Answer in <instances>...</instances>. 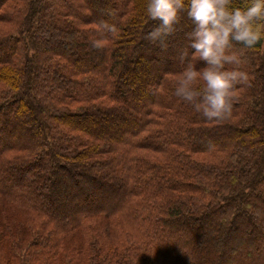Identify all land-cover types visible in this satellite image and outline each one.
<instances>
[{"label":"trees","instance_id":"16d2710c","mask_svg":"<svg viewBox=\"0 0 264 264\" xmlns=\"http://www.w3.org/2000/svg\"><path fill=\"white\" fill-rule=\"evenodd\" d=\"M68 1H0V20L17 14L30 52L14 66L22 36H0V50L18 48L0 54V80L7 84L0 114L13 117L0 123V197L19 211L49 216L63 230L84 218L108 219L134 243L103 245L113 264H264V40L243 49L250 81L237 85L230 116L207 121L175 95L183 64L170 65L171 59L187 49L193 27L185 14L161 47L145 39L158 21L147 17L144 0ZM45 7L59 27H43ZM96 39L103 47L93 46ZM49 73V80L39 79ZM96 117L108 130L92 131ZM12 148L25 154L9 157ZM64 179L67 192L58 197ZM15 225L0 215L1 234L11 236ZM58 234L56 228L35 234L21 253L23 264H61ZM41 238L57 247L40 253ZM19 245L4 240L0 250L9 248L15 259Z\"/></svg>","mask_w":264,"mask_h":264},{"label":"clouds","instance_id":"9594fccd","mask_svg":"<svg viewBox=\"0 0 264 264\" xmlns=\"http://www.w3.org/2000/svg\"><path fill=\"white\" fill-rule=\"evenodd\" d=\"M144 6L147 17L158 21L145 39L161 47L176 32L182 13L193 25L180 53L175 95L207 121L230 116L237 85L250 81L242 68L243 49L264 40V0H144ZM107 27L116 34L115 25ZM92 44L103 47L100 39Z\"/></svg>","mask_w":264,"mask_h":264},{"label":"rangeland","instance_id":"374dc122","mask_svg":"<svg viewBox=\"0 0 264 264\" xmlns=\"http://www.w3.org/2000/svg\"><path fill=\"white\" fill-rule=\"evenodd\" d=\"M115 1L117 2V0H115ZM50 2L54 6L55 5L56 6L70 5L68 0H50ZM91 4H92V7L94 10L100 11L101 14H104L105 9L101 8L102 5L98 4L97 2H93V3L91 2ZM19 6H22V4L19 3ZM50 8L51 7H45L46 11L42 15L43 27H46L50 23H54L55 27H59L61 25V21H59L57 19V15H52L51 12L49 13ZM40 14H42V13H40ZM20 25H21V23H20ZM24 31L25 30H23V33H20L19 17L14 12L11 13V15H7L6 19L0 20V36L8 34L9 32L10 33L17 32L18 35L20 34L22 36L21 40H20L21 41L20 43L22 44L20 49H18L15 46L14 47L10 46V47H6V48L0 50L1 56H4V55L9 54L11 52L12 53L14 51L16 52V49H18L17 52H19V59H16V58L13 59L12 58L13 60H11L13 62L12 64L14 66L21 65V61L23 62L25 60V55L30 53L29 47L26 46V44L24 43V39L26 38V36L24 35ZM48 32H50V30H48ZM109 33H111V32L109 31ZM48 34L49 33H46L44 31L40 32L41 38H48L49 37ZM57 39L63 40L62 37L57 38ZM187 43H188V41H187ZM41 46L43 49L44 48L49 49L48 48L49 44L44 43L43 40H41ZM168 46H170V45H168ZM72 47H75V45L72 44L71 49H72ZM247 53H248V51L244 52L245 55H247ZM48 54H52V52L50 51V53H48ZM143 55L145 56V58L151 57L150 53L144 52ZM173 58L171 59L170 65H173L174 63H176V61L181 63L180 58H175V57H173ZM150 59L152 60V58H150ZM17 61H19V63ZM168 66L169 65H167L166 67H168ZM52 75H53L52 73H49L44 77V75L42 74L41 76H39V79L41 81L45 80V79L49 80ZM138 77L142 78L143 76L139 75ZM20 79H21V77H20ZM65 82L68 83V81H66V80L62 81L60 84V87L65 88L66 87ZM153 87H154V84H152L151 87L147 90V92L149 93L150 96L152 95L151 89ZM6 89H7L6 82L3 80H0V94L2 92H4ZM5 111H9V109H6ZM45 116H46V114H45ZM3 118H9L10 120L13 119L10 111L5 116L0 114V123L2 122ZM96 121H97V124L91 127L93 132H99L100 130H108V126L104 122L103 119H101L100 117L99 118L96 117ZM138 121L140 122L141 120H138ZM24 123H25V120H24ZM70 131L71 132H77L74 129H70L67 132H70ZM51 132H56V131L52 130ZM0 134H2V133H0ZM78 135H80V134H78ZM54 138L57 141L61 140V137H54ZM1 143H7V142H1ZM13 144H15V143H13ZM121 146H124V145L121 144ZM223 148H225L224 145H223ZM13 149H15V148H12V149L7 151V154L9 157H13V156H17V155L21 156V155L25 154V152H23V151H17V150H13ZM142 153H143V155L148 156L147 153H145V152H142ZM112 155L115 156V154H112ZM65 161L68 162L67 166L69 167L70 166L69 160H65ZM31 172H32L31 168H28V173H27L28 176H31V174H32ZM63 183L66 186H63L62 188H60V192L58 194L59 195L58 197H62L63 194L67 192L66 187L68 185V180L64 179ZM89 191H91V187H88L86 189V192L88 194H89ZM54 196H57V195H54ZM0 215L6 216L7 218H9L10 223L16 224L15 225L16 229H14L11 232V236L13 237V239H11L10 233L7 236H5V234H1V232H0V243L1 242L3 243L4 240H8L10 242V245H13L14 241H16V244L20 243L19 250L16 252L17 254L15 253L16 254L15 259L10 257L9 248L7 251L8 254H6L2 249L0 250V264H23L24 260L22 259L21 253H24V254L27 253V249L29 248L30 241L33 242L37 238V237H35V234L39 235L41 231H44V230L47 231L48 229L52 230L53 228H56L57 231L59 232V234L56 236V238L59 239V243H60V247L58 249L57 257L60 259L61 264H113L115 261L105 260V256H103V255H104V253H106V251H105V248L103 245L112 247L113 244H119L120 243V244L126 245V247H128V245H130V246L132 245L134 247V243L131 240L123 237L121 227H117L113 224L111 225V223L108 222V219L105 220L99 216H97L95 218L92 217L90 219L84 218L83 222H85V223L79 224L76 228H74L72 230H63V229H60L59 226L49 218V216L42 214V213L19 211L13 205H11L7 201H5L2 197H0ZM202 229L204 230L203 232H206L208 228H206V229L202 228ZM10 231L11 230H9V232ZM86 231L88 232V234L86 233ZM20 235H23V237H24L23 240L19 239ZM87 235H89V236L87 237ZM41 239H42L41 244L38 245L39 244L38 243L37 247H36V250L39 251L40 253H42L43 251H49V250L57 247L54 241H52V243H50L46 239H43V238H41ZM99 244H101L102 249L99 247ZM247 246L251 247V245H249V244H247ZM259 248L264 251V240L260 241ZM97 250H99V251L101 250L103 252L100 257H97V255H96ZM85 251H88V256L84 255L86 257L83 256ZM43 257H44V255H43Z\"/></svg>","mask_w":264,"mask_h":264}]
</instances>
